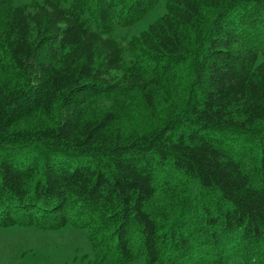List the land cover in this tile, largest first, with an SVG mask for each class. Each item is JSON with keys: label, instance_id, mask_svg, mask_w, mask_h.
Masks as SVG:
<instances>
[{"label": "trees", "instance_id": "trees-1", "mask_svg": "<svg viewBox=\"0 0 264 264\" xmlns=\"http://www.w3.org/2000/svg\"><path fill=\"white\" fill-rule=\"evenodd\" d=\"M12 1L0 228L86 229L95 264H264V0H169L129 66L114 23L160 0Z\"/></svg>", "mask_w": 264, "mask_h": 264}, {"label": "rangeland", "instance_id": "rangeland-1", "mask_svg": "<svg viewBox=\"0 0 264 264\" xmlns=\"http://www.w3.org/2000/svg\"><path fill=\"white\" fill-rule=\"evenodd\" d=\"M43 0H13L11 6L32 9ZM169 0H160L159 5L146 17L135 24L123 27L114 23L112 37L125 50L126 64L132 63V56L128 52V45L134 38H139L150 26L167 13ZM259 61L264 63V43L260 47ZM109 106L110 102L106 103ZM109 107H103L107 109ZM190 191L199 192V185L194 183ZM96 255L86 229L67 226L61 230L48 231L35 227L0 228V264H95ZM240 259L230 264H243ZM102 264H114L106 261ZM129 264H146L144 256ZM187 264H193L188 261ZM250 264V263H246ZM253 264V263H251Z\"/></svg>", "mask_w": 264, "mask_h": 264}]
</instances>
